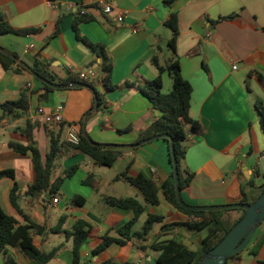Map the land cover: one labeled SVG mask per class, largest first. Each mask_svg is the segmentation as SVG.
<instances>
[{"label": "crops", "instance_id": "obj_1", "mask_svg": "<svg viewBox=\"0 0 264 264\" xmlns=\"http://www.w3.org/2000/svg\"><path fill=\"white\" fill-rule=\"evenodd\" d=\"M111 2L114 12L105 16L89 0H0V16L13 30L37 31L27 36H0V50L13 60L9 69L0 64V104L16 101L22 94L29 98V109L21 117L0 112V171H13L15 176L14 180L0 179V206L19 225L25 224V216L43 228L40 233L30 232V236L44 253L58 249L46 264L71 263V240L63 233L51 232L61 219L66 231L79 220L89 225L87 242L80 251L82 262L89 264H158L159 254L148 248L151 243L174 239L196 251L197 241L206 235L189 230L187 224L196 219L163 198L161 186L172 172L168 144L162 139L136 144L139 134L160 116L140 89L158 75L152 58L166 67L172 56L168 47L172 31L165 25L171 13L177 18L175 54L181 77L191 87L188 115L201 127L200 134L189 135L184 142L186 152L180 170L183 176L189 172L193 178L180 192L182 201L197 207L243 204V199L251 200L264 185V134L255 108L257 103L264 108V0H175L169 6L164 0ZM78 14L92 18L78 26L80 36L92 45L103 46L113 65L111 81L115 89L105 94L102 86L95 84L103 100L97 110L93 107V92L78 80L80 73L88 71L101 77L99 58L75 38L72 24ZM117 14L123 16L122 23L115 20ZM231 15L232 19L220 20ZM31 44L34 48L28 50ZM36 61L57 81L70 77L81 87L52 90L44 99L47 91L26 70H32ZM161 79V93L167 95L172 90L167 70ZM37 108L45 112L59 109L65 122L92 143L121 151L112 167H103L76 150L64 148L54 177L74 166L77 169L62 184L55 205L50 197L24 194L34 182L31 155H20L8 146L11 142L26 145L29 126L40 158L45 159L48 133L38 118H29ZM53 132L57 133L58 128ZM65 134L63 126L61 143L66 142ZM134 145L137 147H111ZM89 175L91 186L83 184ZM139 175L158 188L156 206L147 205L142 193L121 178ZM14 182L22 216L9 201ZM73 197L82 198L84 203H71ZM106 198H132L144 207L133 232L141 231L149 215L162 217L163 221L154 224L142 242L111 245L92 256L102 237H117V230L134 217L131 210L107 205ZM226 211H232V224L241 214V210ZM164 224L179 226L162 231ZM139 245L147 248L141 252ZM0 264L38 263L18 249L7 248L0 255ZM226 264H264V220L247 247Z\"/></svg>", "mask_w": 264, "mask_h": 264}, {"label": "trees", "instance_id": "obj_2", "mask_svg": "<svg viewBox=\"0 0 264 264\" xmlns=\"http://www.w3.org/2000/svg\"><path fill=\"white\" fill-rule=\"evenodd\" d=\"M50 3H55L57 0H48ZM175 0H164V4L169 6ZM234 15L226 18H221L220 20L232 19ZM92 18L85 14H78L73 19V31L77 41L86 45L100 60V72H101V86L104 93H109L115 89L111 81V74L113 70V65L109 60L103 46L92 45L87 40L82 38L78 31V26L83 23L91 22ZM176 15L171 13L165 23V25L172 31V37L168 41V47L172 53L171 58L168 60L166 67H161L158 64L156 57L152 58V64L156 67L158 71L157 77L145 84V86L140 89L141 93L148 99L153 109L160 113V116L155 120L150 126L141 132L137 138L136 144H140L142 141L160 135H166L173 141L174 155L177 161L178 167V182L180 192L186 189L192 178L193 174L186 172L185 176L182 175L180 170V165L184 159L186 147L184 142L189 135H198L201 133V127L198 122L189 118V98L191 94L190 85L181 77L180 66L178 59L175 54V43H176ZM37 31L34 29H27L21 31L13 30L0 16V36L6 35H18L27 36L36 34ZM13 60L0 50V64L4 69H9L10 64ZM167 70L172 79V90L169 94L164 95L161 93L162 89V73ZM32 71L36 73L41 78L51 82L59 83L63 85L72 84L76 81L72 78H67L66 80L59 82L48 72H46L42 64L36 61L32 67ZM84 87H87L94 94L93 107L95 101L98 103L99 108L103 104L102 95L96 91L95 84L93 82H81ZM43 91L50 92L52 89L47 88L42 83H39ZM257 114L259 117V125L264 134V108L261 103H257L255 106ZM29 109V98L27 95L22 94L16 101H7L0 104V112L3 115L10 117H21ZM44 126V125H43ZM49 137V150L45 155V159L42 161L39 155V151L35 147V143L30 135V127H27L26 137L28 143L26 145H21L17 143H9L8 146L20 155H31V160L34 167V182L32 185L28 186L24 194L29 197H38L44 195L46 197L53 198L58 195L59 190L65 180L69 179L77 169L74 166L68 170L62 172L61 175L54 177V173L58 167V160L61 157V153L64 148H68L69 145L64 142H60V137L62 134L63 125L58 128V132H53L55 128H49L44 126ZM79 144L74 148V150L92 159L97 165L103 167H112L114 163L120 157L121 151L118 149L105 148L94 143H88L86 137L80 133ZM165 141L168 146L169 143ZM169 160H170V154ZM10 178L15 179L13 171H0V179ZM122 179L127 181L130 185L137 188L143 195L144 201L147 205L156 206L158 204V188L155 184L144 175H139L135 178H127L121 176ZM92 176L89 175L83 184L91 186ZM162 195L164 200L171 205L173 208L179 212L193 217L196 219L195 222L187 224L189 230L194 232H200L206 230V235L200 241L201 246H197V250H190L187 246L178 242L174 239H170L164 242H153L148 246L149 249L157 252L158 264H199L203 256L214 248L227 234V232L242 218L244 211H240L241 214L237 220L234 221L229 229H226L216 212H192L182 209L175 198L174 192V181L173 174L170 173L166 182L161 186ZM18 185L14 182L10 193L9 201L13 209L22 216V212L17 204L18 199ZM260 192H264V185L260 189ZM259 195H256L251 200L243 199L242 203L250 205ZM105 202L110 207H115L124 210H131L134 217L127 224L122 226L117 230V237H110L105 235L101 238L100 244L91 251L92 256H96L111 245L124 246L127 242L136 241L142 242L145 237L149 234L154 224L162 223L163 219L159 216L149 215L147 216L142 229L140 232H133L132 228L136 223L137 219L144 213V207L140 205L135 199L132 198H106ZM71 203L75 205H82L84 200L80 197H73ZM24 225H19L17 220L9 215H7L0 206V255L3 254L7 248L18 249L27 259L32 260L38 264L48 263L56 254L57 248L53 249L49 253H44L37 249L33 244V240L30 236V232L40 233L42 227L31 222L25 216ZM63 220H60L59 226L51 230L52 233H63L67 240H71V263L70 264H89L87 262H82L80 251L81 248L86 244L88 239L89 225L84 221H77L69 231L63 230ZM179 225L169 224L162 225V231L174 230ZM247 247V246H246ZM245 247V248H246ZM260 247V243L257 245V249ZM147 247L139 245L137 249L141 252L145 251ZM244 248V249H245ZM243 249V250H244ZM239 254V253H238ZM236 256V255H235ZM234 257V256H233ZM231 257V258H233ZM229 258V259H231ZM105 264H110L106 262Z\"/></svg>", "mask_w": 264, "mask_h": 264}, {"label": "water", "instance_id": "obj_3", "mask_svg": "<svg viewBox=\"0 0 264 264\" xmlns=\"http://www.w3.org/2000/svg\"><path fill=\"white\" fill-rule=\"evenodd\" d=\"M26 70L33 76L36 80L42 83L49 89L57 90L63 88H80L81 85L79 83H73L68 85H59L51 83L32 70L26 68ZM48 92H44L43 98L47 99ZM94 95V94H93ZM94 109H98V103L95 101ZM84 129V127H82ZM159 139H165L169 143V154H170V163L172 167L173 181H174V192L175 198L178 205L187 211L192 212H217V211H226V210H242L244 214L242 218L227 232L224 238L210 251H208L199 264H226L227 260L238 253H240L249 243L251 237L253 236L256 228L260 225V223L264 220V192H259V197L252 204H231L225 206H205V207H197V206H189L186 205L180 196L179 190V182H178V167L177 161L174 155V147L173 141L169 136L160 135L148 138L142 141L140 144H147L152 141H156ZM88 143H92L90 139L86 138ZM134 146H111V147H121V148H135ZM197 244L199 246L202 245L201 241L198 240Z\"/></svg>", "mask_w": 264, "mask_h": 264}, {"label": "built area", "instance_id": "obj_4", "mask_svg": "<svg viewBox=\"0 0 264 264\" xmlns=\"http://www.w3.org/2000/svg\"><path fill=\"white\" fill-rule=\"evenodd\" d=\"M91 4L96 6L103 15L110 16L114 12V8L112 6L111 0H89ZM115 20L118 23L123 22V16L121 14H117L115 16ZM33 45L28 46V50H33ZM233 70H236V67H232ZM78 80L80 82H93L96 85L101 86V78L96 75L93 71L82 72L78 75ZM27 89H31V85L27 84ZM30 119L38 118L42 125L47 126L49 128H59L60 126H64L66 128L65 141L69 145L70 151H75L74 148L79 144V136L78 132L75 130V127L65 122L63 119L61 112L59 109L45 112L41 108H37L34 113L30 114ZM58 198H52L51 203L53 205L57 204Z\"/></svg>", "mask_w": 264, "mask_h": 264}, {"label": "rangeland", "instance_id": "obj_5", "mask_svg": "<svg viewBox=\"0 0 264 264\" xmlns=\"http://www.w3.org/2000/svg\"><path fill=\"white\" fill-rule=\"evenodd\" d=\"M70 190H72V189H70ZM231 212L232 211H224V212L223 211H217L216 212L217 216L219 217L220 221L222 222L223 226L226 229H229L232 226V218H231L232 215H229V214H232ZM135 229L138 230L139 228L135 227ZM199 233L204 234V233H206V230H202ZM52 238H54V237H52Z\"/></svg>", "mask_w": 264, "mask_h": 264}]
</instances>
